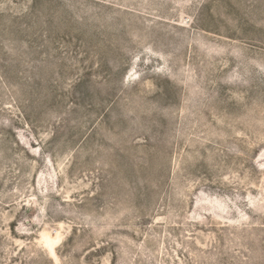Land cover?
I'll return each mask as SVG.
<instances>
[{
    "label": "rangeland",
    "instance_id": "obj_1",
    "mask_svg": "<svg viewBox=\"0 0 264 264\" xmlns=\"http://www.w3.org/2000/svg\"><path fill=\"white\" fill-rule=\"evenodd\" d=\"M0 264H264V0H0Z\"/></svg>",
    "mask_w": 264,
    "mask_h": 264
}]
</instances>
